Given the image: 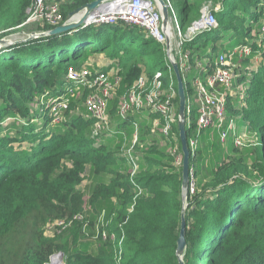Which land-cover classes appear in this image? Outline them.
Masks as SVG:
<instances>
[{
	"label": "trees",
	"instance_id": "1",
	"mask_svg": "<svg viewBox=\"0 0 264 264\" xmlns=\"http://www.w3.org/2000/svg\"><path fill=\"white\" fill-rule=\"evenodd\" d=\"M91 1L68 0L60 7L63 18ZM28 4L29 0H0V39L21 29L14 28L24 21ZM203 5L211 8L216 26L184 43L191 62L205 59L212 65L219 54L228 52L225 44L230 37L242 39L237 44L252 52L235 61L249 64L258 56L261 62L243 73L239 69L236 73L235 68L232 88L234 84L243 88L234 103L230 92L226 96L227 117L243 121L239 133L252 143L238 148L228 138L222 143L228 153L205 177L197 164L198 151L189 156V169L195 178H202L194 192L186 194L182 261L264 264V0H180L181 29L200 19ZM49 29L45 25L36 28ZM139 32L143 38L135 39ZM10 42L0 47V264H45L57 252L63 254L64 264H116L119 249L120 264H178L176 241L183 204L181 166H175L168 151L173 143L161 141L160 127L152 128L158 114L144 112L147 115L141 119L134 112L127 119L134 126L128 135L127 120L118 115L119 100L139 76L151 80L161 73V89L175 93V123L170 131L182 157L177 81L163 44L144 30L122 23L78 26ZM100 52L111 60L119 59L121 83L109 103L108 116L110 123L111 119L116 123L115 117L120 119L115 128L124 136L93 135L94 120L73 112V97L59 123L52 122L48 105L39 102L64 96L70 85L68 68ZM84 66L97 70L89 62ZM179 72L186 98L185 121L189 115L191 122L185 128L188 139L196 127L195 110L189 105L194 88L191 75ZM129 143L137 164L134 177L122 152ZM86 171L90 183L80 191ZM76 214L82 219L59 234H46L52 221ZM101 215L103 227L99 226ZM102 228L106 239L97 234Z\"/></svg>",
	"mask_w": 264,
	"mask_h": 264
},
{
	"label": "built area",
	"instance_id": "2",
	"mask_svg": "<svg viewBox=\"0 0 264 264\" xmlns=\"http://www.w3.org/2000/svg\"><path fill=\"white\" fill-rule=\"evenodd\" d=\"M67 1L29 0L24 21L14 29H22L33 23L48 26L50 29L62 24L64 18L60 6ZM165 2L170 19L165 30L161 27V13L155 0H105L79 26H87L93 23L108 25L122 23L126 26L144 30L156 43L163 44L166 38L175 39V47L171 46V53L176 55L175 62L179 65L180 70L187 73L204 68L199 62L191 63L188 52H181V45L189 36L181 33L171 1L165 0ZM200 9L202 12L200 21L203 19L204 21L192 23L189 28L192 36L196 31L202 32L216 26V20L212 17L208 5H203ZM21 40L24 41L23 34L13 41ZM238 45L228 52L219 54L214 60L215 66L206 65L209 68L202 70L203 78L197 77L192 81L194 104L189 103V105H193L195 110L196 133L187 139L190 154H194L197 150L198 135L202 130L209 127L216 129L219 141H222L221 143H225L228 138H231L233 145L238 148L246 147L248 143H252V141L245 139L244 134L238 132L233 119L228 118L226 113L227 92L231 91L232 81L235 79V64L233 61L236 57H247L252 53L249 47ZM117 71L118 64L116 65V62L106 72L100 68L91 71L87 67L80 69L69 67L66 79L70 85L66 86L65 95L51 98L49 101L48 109L52 122L59 123L61 121V116L68 109L71 97L75 98L78 93L84 95V92L87 91L83 105L88 115L94 120L92 125L93 135L109 132L108 107L121 83V76ZM159 78L160 73H156L151 80L145 75L139 76L119 100L118 115L122 120H127L134 112L158 114L159 116L152 121V128L160 127L163 142L171 144L172 141L173 146L169 147V154L173 157L175 166H181L182 157L180 158L177 151L176 138L171 135L170 131L171 126L175 123L173 98L163 94L161 91L162 83ZM161 119L164 120L162 125L160 124ZM190 125V116L188 115L185 128H189ZM135 141L136 135L132 138L131 144ZM125 154V158L131 163V177H134L137 172V164L131 146L125 151ZM189 173L188 192L193 193L191 169ZM81 219L82 215L76 214L71 218L54 220L47 228L53 229L51 231L52 235L59 234L71 226L73 222ZM99 226H106L103 215L100 217ZM106 232V229L102 228L99 232L97 231V234H100L102 239H106ZM114 260L116 264H120L122 260L121 249L116 252ZM45 264H64L63 254L61 252L52 254Z\"/></svg>",
	"mask_w": 264,
	"mask_h": 264
},
{
	"label": "rangeland",
	"instance_id": "3",
	"mask_svg": "<svg viewBox=\"0 0 264 264\" xmlns=\"http://www.w3.org/2000/svg\"><path fill=\"white\" fill-rule=\"evenodd\" d=\"M170 1H171V4H172V8H173V10H174V12L176 14L177 23L179 24L180 29H181V23H180V20H179L180 0H170ZM200 19H201V16H200ZM200 19H198V20H200ZM195 21H197V20H195ZM203 21H204V19L199 21V22H203ZM37 27H38V25L35 24V23L29 24L25 28L14 30L6 38H10V39L14 40V39L19 38L21 36L22 33H20V32H23L25 34L28 31L36 29ZM111 30H113V28H111ZM186 31H187V29L185 31H184L183 28L181 29V33L182 34H184ZM24 37H25V35H24ZM139 38L140 39L143 38V36H142V34L140 32L137 33V35H135V39H139ZM170 42L173 43V45H175L174 44L175 43L174 39H173V41L171 40ZM238 42L242 43V39L230 37L229 40L225 44L226 51H230L235 46H239L237 44ZM165 58H166V61L169 63L166 54H165ZM110 60L111 59H109L102 52L95 53L94 55L88 57L86 61L82 60L81 62H79V66H77L76 69H80V68L84 67L86 62H89L90 64H92L95 69L96 68H100L101 69ZM115 62L119 64V59H117V61H115ZM260 62H261V59L258 56H253L251 58V60L249 61V64H245V63H240L239 64L238 61L234 60V63L236 64L235 65L236 73L238 72L237 69H239L240 72L243 73L245 68H248V69L255 68L256 66H258L260 64ZM191 78H192V76L190 77V79ZM240 85L241 84H234V87L231 89V91L229 93V95H232L230 97V99L232 100L233 103L235 102V98H236L238 92H240L242 90V88H243V86H240ZM79 99H82V101H80ZM50 100H51V97L46 98V100H44V101H43V99H40L39 102L45 103V105H49V101ZM72 100H73V102L74 101L76 102V103L74 102V104H75V109L73 110L74 113L83 114L84 116H89L87 111L84 108V105H83L84 97H83V95L81 93H78L76 95V97L73 98ZM76 108H77L78 111H75ZM174 111H175V107H174ZM143 113L144 112H139L137 114L140 115V114H143ZM18 120H19V118H18ZM119 120H120L119 118L115 117V121H116V123H115L111 119L110 129L112 131H115V129H116L115 125L118 124V122H120ZM147 121L149 122V120H147ZM233 121H234V125L236 126L237 129L241 130L243 128V121L240 118H234ZM125 125L127 126L126 129H125V132L128 135L129 133H131L133 131V127H134L133 126V121L132 120H127L125 122ZM214 129H215L214 127H209V128H207L205 130H202L201 133L197 137V150H196V151H198L197 152V164L199 166H201V169L203 170L202 173H203L204 176H202V177L207 176L206 175L207 171L215 163H219L221 161V159L223 157H225L226 154L228 153L227 152V147L225 145H222V143L219 142L218 134L216 133L217 131L215 132L216 129L215 130ZM195 133H196V131L194 130L192 136L195 135ZM118 134H122L124 136V133H123L122 130L115 132V135H114V133L113 134H109V132H107V135L109 136L108 138H114V137H111V136L114 135L116 137V136H118ZM244 136H245V139L247 141H251V140L246 138V134H244ZM155 137L159 138V135L156 132H155ZM23 145H25V144L23 143ZM128 147H129V145H128ZM120 149H122V147ZM125 151H126V149H124L122 152L125 153ZM202 177L199 176L198 178H195L194 175L192 176L191 183H192V187L193 188L195 187L196 182ZM89 183H90V181H89V178H88V171H86L83 174V179H82L80 185L78 186V189L80 191L86 190V188L89 185ZM190 194H192V192ZM52 230H53L52 228L50 229L48 227L47 231H46L47 235H52V232H51ZM92 248H94L93 245L89 244V250H92Z\"/></svg>",
	"mask_w": 264,
	"mask_h": 264
},
{
	"label": "water",
	"instance_id": "4",
	"mask_svg": "<svg viewBox=\"0 0 264 264\" xmlns=\"http://www.w3.org/2000/svg\"><path fill=\"white\" fill-rule=\"evenodd\" d=\"M103 1L105 0H93L84 6L74 10L73 12L69 13L65 21L47 31H38V32H26L25 34L23 32V35H25L24 40L28 39H36L40 37H44L47 35H53L62 33L65 31H69L71 29H74L78 27L87 17L89 12L96 7H98ZM158 4V7L160 9L161 13V27L163 30L167 27L170 19L167 9V4L165 0H155ZM10 38H1L0 39V47L7 45ZM22 41V40H21ZM20 42V41H14ZM11 43V42H10ZM164 51L169 58L170 65L172 67V70L175 74L176 81H177V96H178V110H177V128H178V135L180 140V147H181V153H182V162H181V200H182V208L180 211V228H179V234L176 241V256L178 258V264H184L182 261V256L184 254V250L186 247V241L184 236L185 231V220H184V210L186 206V194L188 192V185L190 180V169H189V156L190 152L187 146V137H186V130H185V107H186V98L184 94V88L182 83V78L179 73L177 64L170 58V44H169V38H166L165 44H164Z\"/></svg>",
	"mask_w": 264,
	"mask_h": 264
},
{
	"label": "bare ground",
	"instance_id": "5",
	"mask_svg": "<svg viewBox=\"0 0 264 264\" xmlns=\"http://www.w3.org/2000/svg\"><path fill=\"white\" fill-rule=\"evenodd\" d=\"M61 7V6H60ZM209 7V6H208ZM97 8V7H96ZM95 8V9H96ZM95 9H93V10H91L90 12H89V14H91ZM209 10H210V12H211V8L209 7ZM60 11H61V8H60ZM200 13H201V15H202V12H201V9H200ZM88 14V15H89ZM87 15V16H88ZM87 18V17H86ZM64 21H65V19H64ZM200 20H197V21H194V22H199ZM84 22V21H83ZM194 22H192V23H194ZM192 23L186 28L187 29V31L183 34V35H188L189 36V38L185 41V42H187V41H190L192 38H193V36L194 35H196V34H200L201 32L200 31H196V32H194V35L192 36L191 35V33L189 32V28L191 27V25H192ZM90 25H96L95 23H93V24H90ZM87 26H89V25H87ZM81 27H86V26H82L81 25ZM51 28H54V27H51ZM38 31H40V30H36V29H33V32H38ZM203 32V31H202ZM175 40V39H174ZM165 41H166V39H165ZM165 41H164V43L163 44H165ZM171 40L169 39V44H170V58L175 62L176 61V55H173L172 53H171V46H173V47H175V45H173V43H171L170 42ZM172 41H173V39H172ZM185 42H183L182 43V45H181V52L182 53H184V52H187V51H184L183 50V45H184V43ZM175 44V43H174ZM166 54V53H165ZM167 56V55H166ZM168 58V57H167ZM236 58H242V57H236ZM235 58V59H236ZM168 61H169V58H168ZM189 61L191 62V59L189 58ZM194 62H199L202 66H204V68H202V69H200V70H195V74L192 76V78H191V81H194L195 79H197V77H199L200 79H202L203 78V71L202 70H204V69H208L209 67H207L206 65H208L209 64V61H206L205 59L204 60H202V61H200V60H198V59H195V61L193 60V62H191V63H194ZM176 64H177V62H175ZM233 63H234V61H233ZM235 64V63H234ZM169 65H170V62H169ZM236 65V64H235ZM211 66H215L214 65V61L212 62V65ZM84 67H86V66H84ZM170 67H171V65H170ZM177 67H178V70L179 71H181L180 70V68H179V65L177 64ZM172 68V67H171ZM235 70V69H234ZM182 72V71H181ZM157 73H159V72H157ZM180 73V72H179ZM182 74H183V76H185V75H189L190 74V72H187V73H183L182 72ZM160 76H161V73H160ZM182 83H183V81H182ZM184 88V87H183ZM161 91L163 92V94L164 95H169V96H171L172 98L175 96V93L171 90V92L169 93V94H167L166 93V91H164V90H162L161 89ZM185 94V93H184ZM193 94H194V92H193ZM194 104V103H193ZM132 113V112H131Z\"/></svg>",
	"mask_w": 264,
	"mask_h": 264
},
{
	"label": "crops",
	"instance_id": "6",
	"mask_svg": "<svg viewBox=\"0 0 264 264\" xmlns=\"http://www.w3.org/2000/svg\"><path fill=\"white\" fill-rule=\"evenodd\" d=\"M115 60H117V59H115ZM115 60H110L107 64H105V66H103V68H107L108 66H111V67H112V66H113V63L115 62ZM117 64H118V63H116V65H117ZM118 65H119V64H118ZM111 67H110V68H111ZM118 67H119V66H118ZM110 68H109V69H110ZM112 69H115V68H112ZM193 73L195 74V71H191V72H190V75L193 76ZM146 115H147L146 113L140 114V118L143 119V118L146 117ZM239 131L241 132L242 130L238 129V132H239ZM115 132H116V129H115V131H112L111 129H109V134H113V133H115ZM129 146H130V143H129Z\"/></svg>",
	"mask_w": 264,
	"mask_h": 264
}]
</instances>
